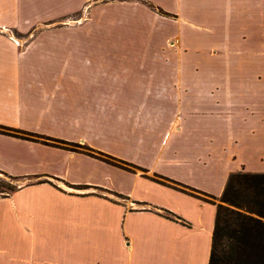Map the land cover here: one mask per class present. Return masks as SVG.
<instances>
[{"label":"crops","instance_id":"crops-1","mask_svg":"<svg viewBox=\"0 0 264 264\" xmlns=\"http://www.w3.org/2000/svg\"><path fill=\"white\" fill-rule=\"evenodd\" d=\"M102 1L0 0V126L84 148L0 133L20 182L0 196V264H208L234 210L210 198L264 175V0H140L173 15L152 24ZM198 33L216 60L192 59Z\"/></svg>","mask_w":264,"mask_h":264},{"label":"rangeland","instance_id":"rangeland-1","mask_svg":"<svg viewBox=\"0 0 264 264\" xmlns=\"http://www.w3.org/2000/svg\"><path fill=\"white\" fill-rule=\"evenodd\" d=\"M110 3H119L122 4L121 7H111L108 5ZM107 4V7L101 9L100 11L104 13V16L110 17H123L122 22H129L134 15H139V17H144L148 23L152 24L154 20L158 18L162 21V17L164 16H173L168 15L163 12L158 6L147 4L144 1L140 0H104L102 2H98L97 5ZM137 4V5H131ZM133 8V9H130ZM260 13L264 14V6H257V16H260ZM83 11L80 16H76L73 18L74 20H65L67 23H71V26H80L86 20V15ZM151 16V17H150ZM158 16V17H157ZM168 20H172V18H166ZM262 19H259L261 21ZM86 23V22H85ZM264 24V20L262 22ZM67 27V26H66ZM82 27V25H81ZM164 28V27H162ZM166 31H169V27H165ZM179 38L168 39L165 41L167 44L178 43ZM197 47L194 49L196 53L192 54L193 60H216L217 48H216V37H207L204 34H199L196 37ZM238 41V45L244 47L248 44L247 38H236ZM210 42L212 45L209 48L212 54L207 55L203 54V50H207V47H203L201 44ZM210 75H215L216 68H210ZM20 182L16 180H12L7 176L0 174V190L1 188H7L12 186L19 185ZM254 189H264V175H241V174H233L229 181L225 194L220 198L211 197L210 199H214L216 201H222L225 205H227V200H238L242 196H246L250 194ZM3 193H0V196ZM120 200V199H118ZM213 202V201H212ZM217 220L219 223L215 227L214 231V241L220 243L222 245H228L231 243L235 244H263L264 245V223L263 222H252L249 219H238L234 215V211L230 208L222 207L220 209Z\"/></svg>","mask_w":264,"mask_h":264},{"label":"trees","instance_id":"trees-1","mask_svg":"<svg viewBox=\"0 0 264 264\" xmlns=\"http://www.w3.org/2000/svg\"><path fill=\"white\" fill-rule=\"evenodd\" d=\"M0 133L17 138L40 142L42 144L49 146L64 148L74 152H78L80 151V149H84L83 147L77 144H70L67 142L39 136L36 134L20 132L3 126H0ZM86 154L91 157L98 158L90 153H86ZM99 159L114 164L115 166L122 168L124 170H129V168L113 162L116 160L113 158H109L108 156H106V158L99 157ZM119 163L121 162L119 161ZM9 178L12 180H16L15 178H11V177ZM151 179L153 181L163 183L157 179L154 178ZM72 188L78 190L86 189L85 187H81V186H75ZM16 189L17 188L15 186L1 188L0 193H3V195L10 194L16 191ZM226 203L228 206L234 209L233 210L234 215L238 219H249L252 222L264 223V189H254L250 194H247L246 196H242L238 200H227ZM169 215L170 214L168 215L166 214L164 215V217L167 219H171ZM218 223L219 221L216 218V225ZM208 264H264V245L235 244V243L222 245L220 243L213 241L210 249Z\"/></svg>","mask_w":264,"mask_h":264}]
</instances>
